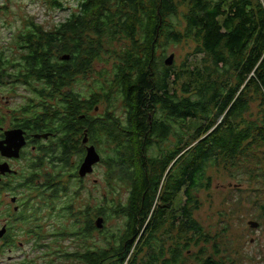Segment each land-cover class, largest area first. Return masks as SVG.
I'll use <instances>...</instances> for the list:
<instances>
[{
	"label": "trees",
	"instance_id": "1",
	"mask_svg": "<svg viewBox=\"0 0 264 264\" xmlns=\"http://www.w3.org/2000/svg\"><path fill=\"white\" fill-rule=\"evenodd\" d=\"M76 1L78 11L56 31L29 25L20 39L25 54L19 64L23 76L36 77L49 87L50 128L61 131L68 117L70 125L62 131L69 133L67 141H73L70 137L83 125L91 127V135L96 127L108 135L114 148L101 161L109 170L108 182L130 192L126 202L114 201L110 215L124 218V229L105 232L106 247L88 245L97 230L93 217H108L106 210L88 212L84 226L72 227L80 241L73 258L78 264H136L133 258L148 249L152 252L145 254L142 264H160L165 252L153 251L158 241L159 248L165 247V241L157 236L169 225L179 196L184 195V207L173 222L178 220L187 234H202L192 220L198 205L194 193L211 186L209 170L264 148V0H189L184 35L167 22L179 12L176 0ZM107 35L112 41L125 37L131 43L118 60L115 89L106 97L110 103L112 95L122 96L124 123L111 113L100 120L79 119L99 100L95 97L84 106L79 95L67 90L78 76L91 71ZM187 39L198 44L195 54L204 56L203 67L175 75V68L158 54L162 40ZM66 55L69 60L60 59ZM7 65L0 60V75ZM184 78L189 81L181 93L177 86ZM253 97L262 102L259 121L247 118ZM196 121L204 124L192 135ZM78 145L61 148L72 155L81 152ZM36 231L38 238L41 231ZM179 249L172 251L175 262L183 259Z\"/></svg>",
	"mask_w": 264,
	"mask_h": 264
},
{
	"label": "rangeland",
	"instance_id": "2",
	"mask_svg": "<svg viewBox=\"0 0 264 264\" xmlns=\"http://www.w3.org/2000/svg\"><path fill=\"white\" fill-rule=\"evenodd\" d=\"M176 2L179 12L167 22L173 25L176 33L184 35L189 0ZM78 5L76 0H0V60L8 63L3 73L9 76L0 83V101L3 105L11 101L6 108L0 106V115H7L17 108L25 113L30 103L33 105L32 113L41 115L46 101L40 98L38 92L49 90V87L34 79L30 81L33 82V89L24 88L26 80L19 64L25 52L21 48L20 39L32 22L47 32L56 31L58 25L65 23L78 11ZM103 44L104 51L94 62L91 71L78 76L67 90L79 95L85 102L95 97L99 100V114L92 112L91 118L100 120L111 113L124 123L126 110L122 96L119 93L112 95L110 103L106 97L115 89L112 86L118 60L125 55L131 43L125 37L112 41L107 35L103 38ZM197 47L198 44L192 39L180 43L162 40V49L158 54L164 57L165 62L175 55L173 65L169 67L175 68L173 73L176 75L181 70L203 67L204 56L195 54ZM185 64L187 68H184ZM13 76L21 79H14ZM187 81L184 78L179 82V92ZM16 82L17 92L13 93L11 84ZM252 101L247 118L259 121L262 118L261 99L253 97ZM203 124L201 121L192 123L191 134L194 135ZM62 137L58 134L54 141L44 143L46 148L43 152L32 155L28 153L27 159L15 166L22 171L21 178L11 182V186L20 190L23 200L28 199L31 219L30 225H18L19 241L24 246L11 254L6 249L0 257V264H78L73 257L80 241H77L78 237L71 229L79 223L84 226V215L88 212L100 209L108 212V217H93L97 230L88 241L91 247L96 243L106 247L103 234L122 233L124 229L125 219L116 218L110 213L114 201L128 200L129 189L117 182H108L109 170L104 163L96 165L88 177L81 178L79 171L87 154L86 147L78 145L82 153L67 155L59 143ZM92 137L102 158H107L114 148L108 135L96 127ZM171 140L176 143L174 136ZM46 174H49V184L43 189H36L47 181V177L44 178ZM208 176L211 186L194 193L198 205L192 212V220L199 224L202 234H187L178 220L173 222L174 218L177 219L179 209L184 207V195H180L175 202V212L169 216V225L157 236L158 240L165 241V247L159 248L162 243L157 240L160 246L155 247L153 254L157 251L168 253L180 248L185 257L193 254L192 262L264 264V148H255L239 158L225 161L211 168ZM28 213L25 215L28 216ZM100 219L104 220L102 229L97 227ZM251 222L258 223L259 227H252ZM174 224L176 227H172ZM30 229H40L41 234L36 240L25 234ZM109 240L116 244L111 238ZM39 244L43 245L42 248ZM149 252L152 251L146 249L137 259L134 257L135 263L145 262L143 257Z\"/></svg>",
	"mask_w": 264,
	"mask_h": 264
},
{
	"label": "flooded vegetation",
	"instance_id": "3",
	"mask_svg": "<svg viewBox=\"0 0 264 264\" xmlns=\"http://www.w3.org/2000/svg\"><path fill=\"white\" fill-rule=\"evenodd\" d=\"M8 77L9 76L5 74L0 75V83ZM13 78L17 80L21 79L19 76H13ZM23 78L26 80L24 88L33 89V82L30 81L34 80L36 77L34 78L25 75ZM17 87V82L11 84L13 93L17 92ZM38 94L40 98L46 101L41 115L32 113V103H30L29 110L25 113H21V109L17 108L12 112L9 111V114L7 115H0V257L5 253L6 249L11 254L18 250L19 247L22 248L24 246L19 241L18 225H30L31 219V215L28 213V211H30L28 208V199L23 200L19 193L20 190L17 189V187L11 186V182L13 183L21 178L22 171L20 172L15 166L21 163L22 160L27 159L28 153L32 155L40 153V151L43 152L46 148L44 143L49 144V141H54V138L58 137V134L63 135L62 139L59 140V143L62 146H75L79 144L84 148L86 147L87 154L88 148L95 146L94 141L92 140L93 137L90 133L92 130L91 127H86L84 125L79 128L81 133H75L76 135L72 134V137L70 138L73 141H67L68 139L66 136H68L69 133H62V131L70 125L68 117H66L65 125L61 131H54V128H50L49 125L53 123V119L52 114L49 113V101L47 99L49 98V90L45 89L44 92H38ZM80 102L84 106H87V103L82 99ZM9 104H11V101H7L6 105H3L0 101V106L2 107L6 108ZM98 109L99 103L93 108V110L84 111L79 119L87 121L95 120L91 118L90 113L93 112L94 114H99ZM67 112H69V110L64 111L63 117L64 115L66 116L65 113ZM84 160L85 159L82 160L81 164ZM45 177H47V181L36 189H43V187L45 188V186L49 184V174H46L44 178ZM27 213L28 216L25 215ZM20 231L22 232L21 229ZM25 234L29 237H34L35 240L37 239L36 230L30 229L25 231ZM164 254V259H161L160 264H215L210 261L192 262L193 260L191 259H194V257H192L193 254H189L188 257L183 256L182 260L175 262L173 261L172 252ZM161 256H163V254H161ZM12 258L13 257H10V259Z\"/></svg>",
	"mask_w": 264,
	"mask_h": 264
},
{
	"label": "water",
	"instance_id": "4",
	"mask_svg": "<svg viewBox=\"0 0 264 264\" xmlns=\"http://www.w3.org/2000/svg\"><path fill=\"white\" fill-rule=\"evenodd\" d=\"M64 61H67L70 59V56L66 55L62 58ZM175 60V55H172L171 57H169L165 64L167 66H172L173 65V62ZM102 161V156L100 155V153L98 152L97 148L95 146H92V147H89L88 148V154L80 168V171H79V175L81 178H85L87 177L88 175L92 174L95 170V166L100 164ZM104 220L103 219H100L98 224H97V227L99 229H102L103 226L101 225L102 222ZM250 225L254 228H258L259 225L254 223V222H251Z\"/></svg>",
	"mask_w": 264,
	"mask_h": 264
},
{
	"label": "bare ground",
	"instance_id": "5",
	"mask_svg": "<svg viewBox=\"0 0 264 264\" xmlns=\"http://www.w3.org/2000/svg\"><path fill=\"white\" fill-rule=\"evenodd\" d=\"M256 224H258V223H256ZM259 225V224H258Z\"/></svg>",
	"mask_w": 264,
	"mask_h": 264
}]
</instances>
